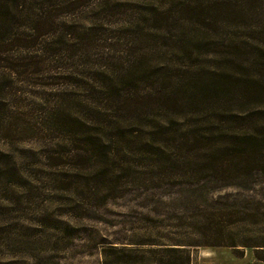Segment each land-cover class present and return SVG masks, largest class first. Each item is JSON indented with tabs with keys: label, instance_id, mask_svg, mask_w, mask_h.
I'll use <instances>...</instances> for the list:
<instances>
[{
	"label": "rangeland",
	"instance_id": "obj_1",
	"mask_svg": "<svg viewBox=\"0 0 264 264\" xmlns=\"http://www.w3.org/2000/svg\"><path fill=\"white\" fill-rule=\"evenodd\" d=\"M79 1V9L58 15V21L82 31L90 19L102 16L111 41L100 43L96 51L107 53L118 43V51L124 52L116 55L144 53L138 74H145L146 79L136 84V90L172 91L175 104L151 95L137 105L140 116L131 110L126 118L125 109L124 114L108 118L106 125L103 120L92 124L91 120L100 116L88 109L108 106L102 96L113 89L107 76L100 86L105 76L94 71L99 63L91 60L87 70L77 72L83 75H73L70 80L63 78L64 71L55 72L50 62L42 65L45 56L39 53H28L16 44L4 48L0 53V264H104L105 260L130 264L129 259L143 264V260L154 261L164 253L130 255L110 250L105 256L103 249L107 245L143 248L146 246L138 247L143 245L139 243L152 241L184 244L190 249L192 264H264L259 259L262 256L255 255L261 251L256 249H264L263 177H253L241 186L218 187L219 182L198 170L167 167L154 156L160 151L170 159H179L186 154L181 145L187 131L204 132L209 125H218L208 119L210 112L201 111L202 105L195 106L192 115L186 114L192 104L183 93L191 89L185 79L191 74L207 79L215 71L222 73L221 69L247 72L200 53V47L193 44L169 42L176 44V52L163 45L165 29L169 33L167 27H175L179 32L180 23L183 30L199 35L190 25L191 12L182 5L193 7L207 0ZM223 5L209 11L219 13L214 15L216 31H210L224 44L233 39L248 42L243 50L250 51L257 43L249 37L246 27L250 23L243 25L241 15H231L237 11ZM103 9L107 10L104 16ZM163 11L180 18L168 23ZM198 13L212 15L204 9ZM134 18V27L129 24L133 28L122 25ZM121 30L131 35L123 38ZM172 33L175 40L177 35ZM125 43L130 46L124 48ZM203 43V48L210 44ZM89 54L93 55V47ZM162 62L170 66L162 72L170 75L172 82H155ZM114 64L118 69L126 62ZM250 70L264 75V64ZM112 78L116 79L115 75ZM119 89L129 90L124 84ZM116 103L114 98L109 106ZM71 117L84 120L86 132L102 133L76 136L75 126L65 121ZM211 225L221 231L219 237L218 233L211 235ZM206 242L214 246L202 245Z\"/></svg>",
	"mask_w": 264,
	"mask_h": 264
},
{
	"label": "trees",
	"instance_id": "obj_2",
	"mask_svg": "<svg viewBox=\"0 0 264 264\" xmlns=\"http://www.w3.org/2000/svg\"><path fill=\"white\" fill-rule=\"evenodd\" d=\"M180 2L184 3L187 0H180ZM220 4L221 6L226 4L230 9L237 11L230 14L237 17L241 15L242 21H244L243 25L246 22L250 23L246 27L249 34L251 33L249 37L257 42L252 48H249L248 45L250 51L243 50L248 42L233 39V41L227 40L224 44L218 40V37L215 39L217 35L210 30L216 31L215 27L218 21L214 15L219 13H209V11L216 9V5ZM81 5L79 0H0V36L4 37L0 40V53L4 51V48L8 50L16 44L19 49L26 50L28 53L34 52L45 56V59L41 61L42 65L50 62L55 72L56 70L64 71L63 73L66 75L63 78L70 80L74 76L82 74V71L87 70L91 60H95L94 63H99L98 68L94 71L105 76L100 80V86L104 84L107 76L112 81L111 86H113V89L105 91L102 96L104 103H107L108 106L88 109V112L94 116H100L98 120L92 119V124L95 122L100 124L103 120L106 125L117 114H124L125 109L127 110V115L124 116L126 118L131 110L136 111V114L140 116L141 111L137 105L142 104L141 102H144V99L151 95L166 101L172 100V103L175 104L174 100L176 98L173 97L172 91L156 94L150 91L139 92L136 90V84L145 76V74H138V69L143 67L144 53H134L133 56L128 57L116 55L124 52V49L118 51V43H114L109 47L111 50L115 46L111 52H109L110 50L107 53L96 51V47L101 46L100 43L106 40L111 41V37L108 38L106 34L107 24L101 20L102 16L97 15L96 18L90 19L88 24L81 29L82 31H78L80 28L77 29L73 24L58 21V15L79 9ZM182 8H186L187 12H191L188 17L191 21L190 25L194 26L193 29L199 30V35L196 32L189 33L183 30L182 23L177 25V28L181 29L179 32L174 30L175 27L172 29L167 27L169 33L165 29L167 35L163 36L164 46L168 49L171 48L172 52H176L174 47L176 44H169V42H180L185 43V45L193 44L200 47V53L214 56L217 60L223 61L224 59L233 68H240L247 70V72L235 71L232 74L225 71L226 69H221L222 73L219 74V71H215L214 76L207 79L202 76L194 77L192 74L189 79H185L184 84L191 86V89L183 91V93L189 101V105L192 104V107L186 108V114L192 115L193 110H196L194 107L199 108L202 105V110H200L210 112L208 113V119L214 120L218 125H209L204 132L200 130L198 132L187 131L188 133L183 140L184 143L181 145L182 148L185 147L186 154L179 159H170L160 151H157L154 156L158 160H164L167 167L182 165L198 170L200 173H204L207 178L219 182L218 187L241 186L251 182L253 177H263L264 179V75H259L256 72L252 73V70L248 71V69L259 68L264 64L262 62L264 61V0H207L205 2L198 1L197 5L193 7L182 5ZM203 9L206 14L212 15H200L201 13L198 12H203ZM106 11L101 10V12H104L103 16ZM179 12L183 14L184 9H179ZM110 15L113 16L112 13ZM162 15L163 20L168 23L171 19L180 18L175 17L172 13L166 14L165 11L162 12ZM136 22L137 18H134L132 21L129 20L128 23L121 24L127 26L132 23L134 27ZM129 26L127 28H133L131 25ZM172 32L177 35L175 40ZM8 33L9 35L5 37ZM129 35L131 34L121 30V37L126 38ZM137 38L138 35L135 39L137 40ZM119 41L121 40L118 39L117 42ZM203 41L210 44L203 48L200 46L204 44ZM128 46H130V43H125L124 48ZM91 47H93L92 56L89 54ZM189 50L191 51V48ZM120 61L126 62V65H121L120 68L116 69L114 63ZM158 67L160 72L156 76L153 75L156 77L155 82H172V77L164 74L166 72H162L169 70L168 63L162 62ZM79 70L82 71L77 73ZM118 70L122 71L117 72ZM237 73H240V75H237ZM112 75H115L116 79H113ZM144 78L146 79V77ZM121 84H124L129 90L122 92L119 89ZM151 84L154 86L153 82ZM107 86H109V83H107ZM114 98L117 101L116 105L109 106V102ZM134 106H137V108L131 109ZM65 121L75 126L76 136L92 137L102 133L101 130L86 132L83 128L86 122L81 121L78 117H71L70 120L65 119ZM196 144H199V146ZM209 231L212 236H216V233H218V237L221 235V231L217 229V226L211 225ZM139 244L143 245L138 247H146L124 249L115 245H107L103 249V255L106 256L107 251L110 250L129 252L130 255L139 251L151 255L164 253L157 260L146 259L148 262L145 260L142 262L143 264H192L189 247L187 248V246L177 241H152ZM202 245L214 246L213 243L209 242ZM227 246H235V244ZM256 250H261L257 251L259 253H255V255L262 256L259 259L264 262V249ZM240 254L243 255V251H240ZM136 262L133 259L127 260V263L130 264ZM104 264H108V262L105 260Z\"/></svg>",
	"mask_w": 264,
	"mask_h": 264
}]
</instances>
